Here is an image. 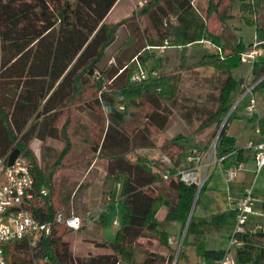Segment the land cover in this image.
<instances>
[{"label":"trees","instance_id":"trees-1","mask_svg":"<svg viewBox=\"0 0 264 264\" xmlns=\"http://www.w3.org/2000/svg\"><path fill=\"white\" fill-rule=\"evenodd\" d=\"M118 1L0 0V158L18 150L28 163L36 198L42 201L29 207L30 214L38 223L53 220L57 211L51 175L53 167L59 165L56 160L41 167L31 144L48 139L66 141L65 126H60L64 110L77 93L92 88L95 95L83 100L78 109L103 132L93 152L106 161L109 197L113 185L119 183L124 218L112 242L91 241L103 250L101 253L75 255L71 243L59 231L67 228L56 225L34 245L28 239L5 244L6 264H171L173 261L169 237L159 228L156 215L160 208H165V221L180 223L183 229L197 185L183 182L175 176V171L167 173L164 179L146 160L129 158L137 150L154 147L147 129L138 124L139 116L131 107H143V122L160 131L166 128L173 112H178L189 126L194 122L201 128L213 123L220 125L230 109L231 92L240 86L231 71L241 65L242 55L254 44L245 46L238 42L233 54L201 57L214 67L216 73L212 75L217 85L207 94H198L200 102L189 97L182 101L176 96L165 97L158 73L154 78L132 81L138 67L145 70L146 62L154 58L153 51L150 56L148 51L164 44L168 46L170 39L177 47L186 48L210 41L212 36L206 30L196 0H140L145 2L141 17L132 14L121 23L128 33L127 42L102 72L94 70L90 75V70L115 40L116 28L108 25L106 19ZM233 3L231 0L232 6ZM239 11L244 23L253 24L264 36V0L241 3ZM260 46H264V41ZM251 74L253 83L259 81L254 91L264 90V60L252 64ZM231 118L233 112L218 134L214 157L232 158L236 164L241 161L242 150L234 146V140L226 133ZM194 149L207 154L210 147H196L191 152ZM230 153L233 155L229 156ZM104 223L101 216L97 224ZM188 231L187 228L176 264ZM234 237L241 244L234 248L237 264H264V230H247ZM137 249L141 252L135 257ZM198 252L203 262H216L226 255V250L204 247ZM16 255L24 258L17 261Z\"/></svg>","mask_w":264,"mask_h":264},{"label":"rangeland","instance_id":"rangeland-1","mask_svg":"<svg viewBox=\"0 0 264 264\" xmlns=\"http://www.w3.org/2000/svg\"><path fill=\"white\" fill-rule=\"evenodd\" d=\"M249 1L234 0L232 6L231 0H196V6L204 18L206 30L212 36L210 41L195 43L182 48L174 45L175 41L170 39L162 56L158 50L148 51V56L151 55L150 51H153L154 58L146 62L145 70L150 72L155 67L158 68L157 73L160 74V78L163 80V96H176L180 101H182V98L188 97L199 101L196 97L198 94H207L209 90L217 85L216 79L212 75L216 73L214 67L209 62L203 61L201 57L213 54L224 57L234 53V48L238 42L248 46L249 44H260L264 41V36L260 31L253 24H245L241 17L240 4ZM144 4L145 2L140 0H119L107 17V24L116 28L117 32L122 27L121 23L132 14L141 17ZM142 20L144 24V18ZM209 44L220 51H216ZM261 48L264 49V46ZM252 64V61L243 59L241 65L231 71L232 78L239 82L244 77L252 76ZM207 80H211V84ZM240 91L241 89L236 88L229 97L234 99L230 101L229 109L233 112V117L235 115L234 104L237 103ZM244 92H241L239 98H242ZM252 94H256L258 98V96L264 94V90L257 88ZM94 95V90L87 88L85 92L77 93L75 100L67 105L60 121V126H65L66 141L48 139L43 143H37L38 141H36L31 144V151L41 167L50 166L56 160H59V165L53 167L51 175L52 198L55 210L66 216H80L82 221H85L82 222L84 227H80L78 231L59 229L64 239L71 243V250L75 255H86L89 252L93 254L101 253L103 250L96 248L90 240L112 242L124 219L122 204L119 203L120 193L117 182L112 188V202L107 203L109 195L108 184H106V161L97 157L96 153L93 152L94 148L99 146L103 132L78 109L83 100ZM130 100L135 102V99L130 98ZM137 102L139 101L137 100ZM188 104L187 101L186 106ZM131 108L139 116L138 124L144 125L147 129L154 147L152 149L137 150L129 155V158L132 160L137 158L146 160V164L153 167L160 175H166L172 171H183L185 174L192 172L190 171L192 164L188 163L185 158L191 155L190 152L193 148L210 147L211 149L215 147L218 138L217 133L222 124L226 123L227 119L225 120V118L229 113L228 111L226 116L222 118L220 125L213 123L201 128L198 122H194L192 126H189L188 123L182 120L178 112H173L166 128L160 131L143 122L141 119V115L145 111L143 107L135 105ZM207 163L208 156L205 155L197 164L201 167V170L193 175L198 183L202 180L204 182L192 209L188 224V242L194 233L203 234V239L207 234L215 235L218 236L219 242H225V237L231 229L233 214L226 212L227 210L225 211L223 207L221 213L213 212L209 206L210 192L216 186L215 179L213 180L211 176L215 170L218 172L219 169L214 164V159L205 169ZM40 204H42V201L37 198L32 205L38 206ZM100 206L102 207L97 208ZM100 216L105 218L103 225L97 224ZM255 220L254 217H250L247 226ZM160 223L161 227L167 226H163L162 222ZM167 223L171 224L170 222ZM181 237L182 235L180 240ZM141 242L142 244L146 243V241ZM219 247V245L215 247L208 246V249H219ZM178 248L177 244L172 249L173 261L171 264H176L177 259L175 261V256L176 254L179 255ZM186 248L187 242L182 248L177 264L184 261ZM148 249H154V247L148 246ZM140 252V249L135 250V257L140 256ZM233 255L234 250H231L230 256L234 257ZM23 258V255L15 256L17 261H21Z\"/></svg>","mask_w":264,"mask_h":264},{"label":"built area","instance_id":"built-area-1","mask_svg":"<svg viewBox=\"0 0 264 264\" xmlns=\"http://www.w3.org/2000/svg\"><path fill=\"white\" fill-rule=\"evenodd\" d=\"M209 46H212L216 51H220L211 44H209ZM155 49L162 54L166 49V44ZM261 56H264V49L260 47V44H254L250 50L242 55V59L254 62ZM154 77H157L156 70L147 72L143 68L138 67L132 77V81L141 82L147 78ZM258 82L248 86L240 99L241 102L249 97L248 104L244 110L246 114H251L255 110L256 104L252 93ZM246 148L254 151L255 175H258L259 172L264 169V141L258 144L249 143ZM214 149L215 147H212L207 154L194 149L187 158L188 163L192 164V169H190L192 172L185 174V172L179 171L175 173V176H178L183 182L194 183L201 189L204 181L202 180L198 183L195 178H193V175L201 170V167L197 166L199 160L205 155L208 156V163L205 169H207L208 165L212 162V159H214V163L219 164L225 160V158L217 160L214 157ZM9 155L10 154L0 158V264H6L3 253L5 244L15 240L28 239L30 244L34 245L40 238L49 234L51 229L56 225L72 231H78L83 222L80 216H66L62 212H57L51 222L38 223L29 212V207L37 198L34 188V178L28 163L19 155L13 165L8 166L7 159ZM231 155H233V153L229 154V156ZM243 168L244 165L242 162L233 164L230 168L225 170L226 180L228 182L234 181L236 174L242 171ZM164 179H167V174L164 175ZM42 195H46V192H42ZM257 202L253 187H249L243 191L235 210L234 231L228 239L226 255L216 262H201L197 264H237L235 257L230 256L231 249L241 245L240 242L235 239L234 235L247 231L246 226L251 216L264 219V202L261 203V210L256 211ZM257 230H264V228L257 224L253 231Z\"/></svg>","mask_w":264,"mask_h":264},{"label":"crops","instance_id":"crops-1","mask_svg":"<svg viewBox=\"0 0 264 264\" xmlns=\"http://www.w3.org/2000/svg\"><path fill=\"white\" fill-rule=\"evenodd\" d=\"M156 50V49H155ZM160 52V51H159ZM161 54V52H160ZM162 56V54H161ZM264 60V56L258 57L255 61H261ZM161 61V60H160ZM254 61V62H255ZM252 62V63H254ZM160 64V62H159ZM158 65V64H156ZM155 70L158 71V68L155 67ZM153 69V70H154ZM252 75V74H251ZM240 86H238V89H241V92L250 85H253V76H247L241 79ZM238 97L237 103L234 104L235 107V115L233 119L227 123V130L226 133L229 137H231L234 140V146L238 149L242 150V156L241 161L244 165V168L242 171L238 172L236 174V177L234 181L228 182L225 177V170L230 168L234 161L232 158L225 159L222 163H214L218 167V172L215 171L214 174H212L211 178L213 180L215 179L216 186H214V189L212 192H210L209 196V206L211 207V210L213 212L221 213V208H225L226 212H231L233 215L232 222H231V229L230 233L226 235L225 242H219L218 236L207 234L205 236V239L202 238L204 236L201 233H194L191 238L189 239V242L187 241V248L185 252V259L183 262L179 264H197L201 263L202 258L199 255L198 249L204 247L207 250H226L228 245V239L233 234L234 231V224H235V210L237 207L238 200L241 198L243 191L249 187H253L254 190V196L257 199L256 203V211L261 210V203L264 202V169H262L258 175H255V164H254V151L251 149H247L246 146L249 143L258 144L264 141V94H262L258 98L256 97V94L253 95V98L255 100V110L251 114L245 113V107L248 104L249 97L245 98L243 101L240 102V99ZM234 99L229 98V105L230 101ZM231 107V108H234ZM36 141H33L35 143ZM41 143V142H37ZM187 160V158H185ZM180 162V160H179ZM215 176V177H214ZM119 187V183H117ZM112 202L111 197L107 198V203ZM119 203H121V199L119 197ZM103 206V205H102ZM97 207V208H101ZM90 213V211H89ZM161 214V217H160ZM166 216V209L160 208L156 219L159 223V228L163 231H165L169 237L168 245L171 249L175 245L180 243V236L182 235L183 229L180 223L177 222H170L171 224H168V221H165ZM101 217V216H100ZM254 217L256 220L251 222L249 226H246L247 230L253 231L255 225H260L262 228H264V219ZM85 221L83 220V223ZM162 225L166 227H161ZM98 223V222H97ZM84 227L82 224L81 228ZM92 241V240H90ZM170 241V242H169ZM220 246L219 249H208V246ZM231 250H234L232 248ZM235 257V251L234 255Z\"/></svg>","mask_w":264,"mask_h":264},{"label":"water","instance_id":"water-1","mask_svg":"<svg viewBox=\"0 0 264 264\" xmlns=\"http://www.w3.org/2000/svg\"><path fill=\"white\" fill-rule=\"evenodd\" d=\"M127 40H128V33H127L125 27L122 26L116 32L115 40L106 48V50L103 53V56L94 65V68L92 70H90L89 74L92 75L94 70L97 71V72H102L112 62L114 56L125 45ZM230 112H231V110L227 114V117L229 116ZM227 117L225 118V120L227 119ZM223 125H224V123L222 124L221 128L219 129V131L217 133V136L220 133V130L222 129ZM19 155H20V152L18 150H14L13 152H11V154L8 156V159H7V165L8 166H12L14 161L19 157ZM199 192H200V188L197 187V191H196V194H195L193 205H192L190 214L188 216V219H187V221L185 223V226H184V229H183V232H182V237H181V240H180V243H179L178 253H179V250L181 248L184 236L186 234V231H187V228H188V224H189V221H190V217H191V213H192V209H193L194 204L196 203V200H197ZM177 256H178V254H176V256H175V261L177 259Z\"/></svg>","mask_w":264,"mask_h":264}]
</instances>
